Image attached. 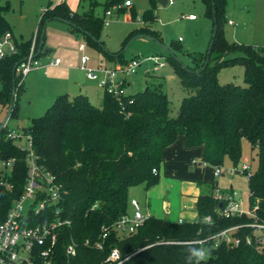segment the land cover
<instances>
[{
	"label": "trees",
	"instance_id": "16d2710c",
	"mask_svg": "<svg viewBox=\"0 0 264 264\" xmlns=\"http://www.w3.org/2000/svg\"><path fill=\"white\" fill-rule=\"evenodd\" d=\"M122 1L107 0L104 3L105 12L109 6ZM203 1L206 17L212 18L213 24L217 25L209 64L201 69L206 57L200 66L193 67L170 54L166 56L178 73L182 87L188 92L175 116L171 115V103L161 82L129 93L122 104L107 93L102 106L94 104L84 93L73 97L62 93L44 115L33 119L30 128L35 147L41 161L64 187L61 216L71 220L70 225H64L58 231L55 251L60 264L67 262L66 248L72 240L77 248L73 264H110L105 260L114 246L120 249L123 258L128 257L121 264H190L187 246L202 245L186 242L206 238L252 220L247 215L220 216L217 209L221 201L212 195V191L203 192L197 198L199 219L195 222H171L150 216L136 233L119 237L113 232L102 249L94 245L104 225H111L129 212L131 189L142 183L150 187L158 181L159 171L164 167V150L179 136L185 138L187 147L203 146V159L213 166H222L229 158L237 167L242 158L243 141H249L258 158L257 167L248 178L249 203L252 209L258 206L256 215L264 222L263 49L227 40L224 30L225 23L229 21L227 0ZM151 2L156 5L157 0ZM9 9L8 5H0V35L12 31L6 19ZM56 16L75 24L71 27L82 32L87 43L101 49L108 59L120 61L124 52L116 55L122 49L111 52L104 48V19L95 16L92 10L78 14L71 11L66 3L52 7L49 2L41 24L44 18L50 20ZM154 17L152 9L144 14L145 21ZM135 29L131 35L146 33L162 41L159 31L150 26ZM32 41L33 37L19 41L18 53L0 64L2 104L11 103L14 78L16 95L18 86L21 88L14 66L27 55ZM214 52L219 54L213 55ZM190 56L194 54L190 53ZM193 58L197 61L196 57ZM233 63L244 65L245 85L218 81V69ZM16 111L14 101L11 116ZM2 146L12 153L18 151L10 142ZM154 168L157 173L153 172ZM20 185L21 181L16 194L21 189ZM210 187L214 188V185ZM8 206L10 199L5 200L1 210L6 211ZM207 215L212 216L211 224L203 221ZM251 232L250 228L239 230L242 242L234 247L225 242L213 247V240L209 239L210 254L200 264H264V247L260 249L245 241V236ZM87 239H90V244L85 243Z\"/></svg>",
	"mask_w": 264,
	"mask_h": 264
},
{
	"label": "rangeland",
	"instance_id": "374dc122",
	"mask_svg": "<svg viewBox=\"0 0 264 264\" xmlns=\"http://www.w3.org/2000/svg\"><path fill=\"white\" fill-rule=\"evenodd\" d=\"M107 0H0V5H8L10 9L6 12V19L14 34L25 40L34 37L37 31L45 28L46 43L48 52L42 51L38 56L42 63H45L47 56L61 57L64 62L68 61L69 71L64 70L57 74V71L48 70L45 75L40 70H34L27 74L24 79L21 73L17 72L18 80L23 79V86H18V94L15 103L16 114L11 116L8 122L9 128L21 129L32 124L34 118L44 115L54 102L52 90L61 81L67 82V93L70 97L78 93L88 94L93 103L102 106L103 94L97 88L96 81L90 80L78 70L81 64V53L78 51L80 44L87 46L86 53L92 59L97 57L105 58L102 51L87 43L84 34L75 30L69 31V25L58 19L42 17L51 2L52 7L56 4L66 3L70 10L83 14L92 10V13L104 19ZM125 1L109 6L113 16L106 18L109 25L104 24L102 39L107 47L120 51L128 44L129 46L121 55L120 61L125 64L134 58L141 60L142 65L136 73L126 76L127 81L132 84L128 86V92L135 93L144 90L148 84H163V91L167 93L171 103V115L175 116L184 97L188 92L182 87L180 77L169 62L166 56L169 54L163 45L169 47L184 63L193 67L200 66L206 57L209 44L214 33L213 19L205 15V3L203 0H175L174 4L161 5L156 2L153 5L151 0H132V6H126ZM154 10V19L144 20V14L148 10ZM135 10V15L133 14ZM196 15V19H189V14ZM227 17L234 21L225 23L224 30L227 40L238 44L261 47L264 53V0H227ZM140 19V20H139ZM150 26L159 31L162 36V44L147 37H136L131 35L135 28L143 29ZM41 33V30H40ZM180 37L182 38L181 40ZM125 41H127L125 43ZM39 49V46H38ZM117 51V52H118ZM194 54V56H190ZM219 54L214 52L213 55ZM160 55L165 57V66L158 65L148 59L149 56ZM196 57L197 61L193 58ZM92 64H94L92 62ZM172 76V77H171ZM217 79L220 83L235 82L245 85V67L241 63L222 65L217 71ZM51 97V98H50ZM55 97V96H54ZM53 97V98H54ZM9 104L0 102V119L7 114ZM241 162L238 168L233 166L229 158L224 162V175L217 176L220 188L224 192L233 189L240 194L247 203L249 198V185L247 175L236 172L241 171L243 164H248L253 172L257 167V155L248 140L244 139ZM235 168L234 173H227V169ZM211 177V173L208 174ZM206 186H199L197 181L190 179H178L165 177L164 170H160L158 181L148 187L142 183L131 189L129 200V211H133L131 199L136 198L141 203L144 211H151L154 216L177 222L180 218L184 222H195L199 219V213L194 205L193 196L198 191H205ZM209 192V191H207Z\"/></svg>",
	"mask_w": 264,
	"mask_h": 264
},
{
	"label": "built area",
	"instance_id": "2783aa9c",
	"mask_svg": "<svg viewBox=\"0 0 264 264\" xmlns=\"http://www.w3.org/2000/svg\"><path fill=\"white\" fill-rule=\"evenodd\" d=\"M173 3L174 0H168V4ZM125 5L132 6L133 1L126 0ZM111 16H113V12L108 9L104 16L105 25H109V20L106 18ZM188 17L196 19L194 14H190ZM229 23L233 25L234 21L229 19ZM38 35L39 30L33 37L29 52L17 67L16 73H21L23 79L34 70L61 63V58H55L46 65L42 64L36 56L39 50L37 48ZM18 42L13 31H7L0 35V64L9 56L18 53ZM86 49L87 46L84 43L80 44V68L88 79L97 82L98 87L104 93L111 95L122 104L130 93L128 86L131 85L126 76L137 72L138 67L142 65L141 60L134 58L128 64L113 66L102 61L92 64V58L86 53ZM148 59L154 61L158 65L157 67L166 65L163 55L149 56ZM23 79L19 81V85L22 84ZM4 118L0 119V124ZM9 119L0 130V264H60L55 251L58 231L62 226L71 224L70 219L61 216L64 187L56 175L41 161V155L35 147L30 126L21 129L9 128ZM5 142L12 143V146L18 150L17 153L5 150L2 146ZM202 163L205 166L209 165L206 161ZM235 168L227 169V173L233 174ZM213 169L215 176L225 174L223 166H214ZM153 172L157 173L158 170L154 168ZM236 172L247 175V178L252 173L248 164H243L241 171L237 170ZM19 181H21V189L16 194ZM212 195L222 203V206L217 209L220 216L247 215L252 220L245 224L228 227L209 237L186 243H198L202 245L201 247L209 250L210 246L207 244L209 239L213 240V247H217L222 242L232 247L239 246L242 242V238L238 235L239 230L250 228L252 232L245 236L246 243L260 249L263 248L264 222L256 215L255 210L258 206L252 209L249 198L245 203L242 196L237 194L233 188L229 192H224L219 186H214ZM9 199L10 206L3 212L1 208H3L5 200ZM131 206L133 211L124 214L111 225L102 227L101 235L94 244L97 248L102 249L105 241L113 232L119 237H123L136 233L143 226L148 216L143 212L140 202L136 198H132ZM41 216H43L42 220ZM203 221L211 224L212 216H205ZM182 222L180 220V223ZM85 243L90 244V239H87ZM113 253H116V256ZM76 254V242L72 240L66 248L67 262L65 264H73L72 258ZM127 259L128 257L123 258L120 249L114 246L105 261L110 264H121Z\"/></svg>",
	"mask_w": 264,
	"mask_h": 264
},
{
	"label": "crops",
	"instance_id": "0c3cea01",
	"mask_svg": "<svg viewBox=\"0 0 264 264\" xmlns=\"http://www.w3.org/2000/svg\"><path fill=\"white\" fill-rule=\"evenodd\" d=\"M174 3H175V0H174ZM189 19H191V18H189ZM193 20H195V19H193ZM68 25H69L68 26L69 27V31L71 30L70 32H74L75 30L71 27V25L70 24H68ZM16 38H17L18 41H21L22 39H24L23 37L22 38H18V36H16ZM103 41H104L105 47L109 51H111V52H117L118 51V50L110 49L109 47H107V45L105 43V40H103ZM45 43H46V41H45ZM43 48L41 50V53H42V51H45V50H43ZM97 49H99V48H97ZM49 50L50 49L48 48V50L45 51V52H48ZM99 50H101V49H99ZM78 51H80V50L78 49ZM104 57H106V56L104 55ZM55 58H61V57L57 56ZM55 58H50L49 56H47L46 62L42 63V64L46 65L50 60L55 59ZM98 61L105 62V63H107L108 65H111V66H113L115 64H122L120 61H117L116 58L108 59L106 57L105 61L103 59L99 58V57H97L95 59H92V62L94 64L97 63ZM71 68L72 67H70V64L68 63V61L64 62V60L61 58V63L59 65H47V66H45L43 68H39L37 70H40L45 75H48V70L49 69H51L53 71H57L56 73L59 74L61 72H65L64 70L69 71ZM78 70L81 73H84V76H86L85 72L81 68L78 67ZM86 78H88V77L86 76ZM128 82L130 83V85L132 84L130 81H128ZM96 85H97V83H96ZM21 86H23V82H22ZM67 88H68L67 82L66 81L65 82L61 81L58 85H56L53 88V90H52V99L51 100L52 101H53V99L55 100L56 97L59 94L67 93ZM97 88L100 89L98 87V85H97ZM100 91L102 92L103 97H104V95H105L104 91L102 89ZM86 95H88V94L86 93ZM88 97L91 99V97L89 95H88ZM103 97H102V100H101L102 102H103ZM203 151H204L203 146L187 147L186 143H185V138L183 136H179L177 138V140L172 145H170L169 147H167L164 150V153H163L164 167L162 168L164 170V176L165 177H175V178H178V179H190L191 178L192 180L197 181L199 183L200 187H202L203 185L206 186V189L203 192H206V193H207V191L211 192L213 188H211L210 185L213 184L214 186H220V182L216 179L217 176L214 175V169H213L214 166L211 165V164L205 166L202 163V162H204ZM209 173H211V175H212L211 177H209V175H208ZM222 175H224V174H222ZM233 187L234 186L231 184V189ZM203 192L202 191H198L196 193V195L193 196L194 205L195 206H196V202H197L198 196L200 194H202ZM144 213L148 217L154 216V214H152L151 211H149V210L144 211ZM180 220L184 221L182 218H180L177 222H180Z\"/></svg>",
	"mask_w": 264,
	"mask_h": 264
},
{
	"label": "water",
	"instance_id": "95a60500",
	"mask_svg": "<svg viewBox=\"0 0 264 264\" xmlns=\"http://www.w3.org/2000/svg\"><path fill=\"white\" fill-rule=\"evenodd\" d=\"M157 2L158 3H160L161 5H166V4H168V0H157ZM213 4H214V2H213ZM213 12L215 13V7H213ZM54 19H58V20H61V21H63V22H66V23H68V24H70V25H72L73 23L72 22H70L69 20H67V19H64V18H61V17H58V16H56V17H54ZM49 21V20H48ZM73 25H75V24H73ZM216 30H217V25H214V33H213V37H212V40H211V42H210V44H209V47H208V50H207V54H206V59H205V62H204V65L202 66V68L201 69H205L206 68V66L209 64V62H210V56H211V54H212V49H213V45H214V39H215V36H216ZM45 28H43V30H42V35H41V40H40V44H39V50H38V52H37V54H36V56H38L39 54H40V52H41V50H42V48H43V46H44V43H45ZM136 37H147V38H150V39H153V40H155V41H157L158 43H160V44H162V41H160L159 39H157L155 36H153V35H150V34H146V33H140V34H137V35H135L134 37H133V39L134 38H136ZM97 40V39H96ZM99 41V40H98ZM129 46V44L126 46V47H124L122 50H121V52H119L118 54H116V55H120L121 53H123L126 49H127V47ZM163 47L165 48L164 50H166L170 55H172V56H174L176 59H178L179 61H182L169 47H167V46H165V45H163ZM104 48L106 49V50H108L105 46H104ZM48 50V48H45V51H47ZM20 64V62H17L16 64H15V66H14V74L16 73V70H17V67H18V65ZM15 97H16V82H15V78H14V80H13V89H12V99H11V103L9 104V107H8V110H7V114H6V116H5V118H4V120L2 121V123L0 124V130L5 126V124L7 123V120L11 117V115H12V112H13V108H14V101H15ZM222 206V203H220V207Z\"/></svg>",
	"mask_w": 264,
	"mask_h": 264
},
{
	"label": "clouds",
	"instance_id": "9594fccd",
	"mask_svg": "<svg viewBox=\"0 0 264 264\" xmlns=\"http://www.w3.org/2000/svg\"><path fill=\"white\" fill-rule=\"evenodd\" d=\"M188 258L191 264L192 261H195V264H200L201 261H206L210 252L209 249L204 247H197L188 245ZM116 256V253H113Z\"/></svg>",
	"mask_w": 264,
	"mask_h": 264
}]
</instances>
